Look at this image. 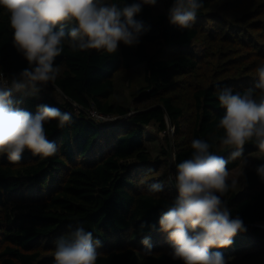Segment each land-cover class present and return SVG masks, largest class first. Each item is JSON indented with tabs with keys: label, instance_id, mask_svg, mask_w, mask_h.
Returning <instances> with one entry per match:
<instances>
[{
	"label": "trees",
	"instance_id": "1",
	"mask_svg": "<svg viewBox=\"0 0 264 264\" xmlns=\"http://www.w3.org/2000/svg\"><path fill=\"white\" fill-rule=\"evenodd\" d=\"M166 1L170 7L174 2ZM214 1L203 0L195 22L205 17ZM134 19L142 21L149 31L139 44L121 43L114 54L74 51L65 42L54 61L59 74L54 84H49L60 91L62 100L43 95L42 90L13 93L16 107L22 110L34 115L38 105L57 107L71 113L72 122L63 128L55 120L45 123L48 138L58 146L55 155L43 158L25 151L16 163L7 156L0 158V264H55L54 256H44L41 246L66 237L80 226L102 243L96 264H183L172 258L167 233L159 226L160 215L178 193L171 186L156 194L146 189L143 180L160 172L164 164L144 147V133L151 124L165 132L167 123L175 128L176 135L182 133L185 110L173 97L160 95L174 85L175 78L197 68L190 52L199 30L195 25L181 30L168 16L153 14L145 6ZM12 36L9 16L0 8V73L10 81L28 68L26 59L13 46ZM149 44L158 45L155 53H150ZM140 65L146 66L145 96L157 98L159 104L127 117V110L109 102L115 92L113 76ZM225 87L242 95L252 89L257 101L264 97L253 88L227 86L224 81L195 89L190 101L192 120L181 142L174 141V174L176 164L191 157L195 139L208 142L213 154L229 157L232 149L221 143L224 133L217 128L225 112L217 93ZM91 107L126 120L97 123L86 115ZM257 151L254 140L243 148V154ZM261 164L264 152L246 174L244 187L230 188L223 197L231 218L239 216L247 228L233 238L231 246L211 250L222 253L227 264H264V233L260 228L264 225V180L256 171ZM239 166L240 158L230 160L229 173ZM145 237L149 238L150 252L141 242Z\"/></svg>",
	"mask_w": 264,
	"mask_h": 264
},
{
	"label": "clouds",
	"instance_id": "2",
	"mask_svg": "<svg viewBox=\"0 0 264 264\" xmlns=\"http://www.w3.org/2000/svg\"><path fill=\"white\" fill-rule=\"evenodd\" d=\"M156 3L134 0L120 6L105 0H0L13 30V46L28 63L18 76L0 85V154L13 163L19 162L25 151L43 158L55 155L58 146L48 138L44 125L55 120L63 128L72 122V114L38 105L33 115L16 107L13 93H36L54 84L59 74L54 61L63 52L65 42L74 51L103 50L109 54L116 53L121 43L139 44L149 27L134 17L144 5ZM202 7L203 0H174L168 10L169 22L181 30L190 29ZM256 72L255 88L264 90V64ZM252 92L249 89L242 95L225 87L217 93L225 109L217 128L224 133L221 143L232 149L229 157L213 154L208 142L195 139L191 142V157L176 164L175 175L169 176L175 181L178 195L160 215L159 226L167 233L172 258L183 264H227L222 253L211 250L231 246L238 233L247 231L239 216L231 218L223 197L237 185L236 180L229 183V161L242 157L245 144L252 140L264 152V97L257 101ZM256 171L264 180V164ZM148 191L160 193L163 185L153 183ZM141 242L150 252L149 238ZM55 244V264H96L97 249L102 247L101 241L94 240L92 232L82 226Z\"/></svg>",
	"mask_w": 264,
	"mask_h": 264
},
{
	"label": "rangeland",
	"instance_id": "3",
	"mask_svg": "<svg viewBox=\"0 0 264 264\" xmlns=\"http://www.w3.org/2000/svg\"><path fill=\"white\" fill-rule=\"evenodd\" d=\"M106 3H116L123 6L127 0H105ZM148 7L153 14L168 16L170 8L166 0H157L154 6ZM193 25L199 30V36L191 47L190 57L196 60L197 68L190 74L175 78L174 85L164 91L160 97L171 96L176 105L185 110V117L181 121L183 128L180 135H176L175 128L167 123L166 131L162 132L157 125L151 124L144 133V147L153 159H158L164 168L157 174L143 180L147 190L153 183H161L163 192L167 187H173L177 192L175 181L169 180L174 176L172 170L174 159V141L183 139L186 127L192 120L193 112L190 106L191 94L198 87H205L213 83L224 81L227 86L239 85L255 89L263 93L264 90L255 88L258 82L256 69L264 64V0H216L205 13V17L194 21ZM151 54L158 49L157 44H149ZM146 66L140 65L128 72L119 71L113 76L115 92L109 102L128 111L127 117L136 111L157 106L158 100L147 99L145 93ZM10 82V80L8 79ZM141 89L142 94H137ZM43 95L60 101L63 96L52 86L41 88ZM106 122L124 123L126 118L112 116ZM166 152L168 155H164ZM6 156L0 154V158ZM263 156V152H251L240 157V166L231 172L229 179L236 180V189L244 187L246 174L252 170ZM247 161L244 164L243 161ZM178 193V192H177ZM18 212V211H17ZM264 233V225H260ZM55 241L51 240L41 246L44 256H54ZM142 255V252H139Z\"/></svg>",
	"mask_w": 264,
	"mask_h": 264
},
{
	"label": "built area",
	"instance_id": "4",
	"mask_svg": "<svg viewBox=\"0 0 264 264\" xmlns=\"http://www.w3.org/2000/svg\"><path fill=\"white\" fill-rule=\"evenodd\" d=\"M6 80L8 81L7 76L4 73H0V85H3L6 82ZM86 115L97 123L106 124V122L114 121L112 120L111 115H103L99 113L94 107L88 109Z\"/></svg>",
	"mask_w": 264,
	"mask_h": 264
}]
</instances>
